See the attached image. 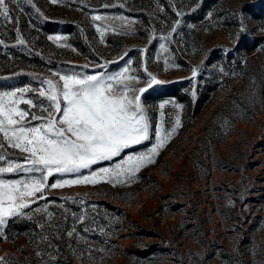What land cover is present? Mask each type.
<instances>
[{
  "label": "rangeland",
  "instance_id": "rangeland-1",
  "mask_svg": "<svg viewBox=\"0 0 264 264\" xmlns=\"http://www.w3.org/2000/svg\"><path fill=\"white\" fill-rule=\"evenodd\" d=\"M242 1L10 3L13 19L0 18V92L46 90L42 81H59L54 73L125 68L137 88L148 87V73L162 81L141 94L150 140L92 170L147 152L156 127L163 136L177 114L181 127L130 182L47 188L45 198L4 225L0 264H264V0H246L260 6L257 21L243 12L235 22ZM25 98L43 99L37 92ZM6 152L24 162L18 150Z\"/></svg>",
  "mask_w": 264,
  "mask_h": 264
},
{
  "label": "snow or ice",
  "instance_id": "snow-or-ice-1",
  "mask_svg": "<svg viewBox=\"0 0 264 264\" xmlns=\"http://www.w3.org/2000/svg\"><path fill=\"white\" fill-rule=\"evenodd\" d=\"M27 2L31 3V0ZM10 3L15 4L17 0H0V18L13 19ZM92 19L102 18L93 16ZM119 19L125 20L124 17ZM128 24L130 26L131 21ZM172 31L176 30L173 28ZM241 31H246L243 25ZM49 39L59 41L62 37ZM20 43L24 41L20 40ZM161 48L164 49L165 45L162 44ZM128 72L129 68L111 75L54 73L59 76V81H42L48 86L46 90L22 87L0 92V238H3V227L7 221L25 215L24 210L30 208L31 203L45 198L44 192L49 187L55 189L101 182L116 186L130 182L141 168L156 162L155 158L166 140L181 127L179 114L174 126L165 130L163 136L161 128L156 127V143L147 152L127 155L111 168L92 170L93 165L111 161L126 149L150 140L152 121L141 94L162 81L148 73V87L137 88L134 82L138 78L127 76ZM192 74L195 77L197 71L193 69ZM29 92H37L38 98L43 99L34 103L33 99L25 98V93ZM21 104L28 105L29 109L37 108L41 114L22 109L19 107ZM164 107V104L160 105L161 109ZM173 107L182 106L173 103ZM29 116L30 120L27 119ZM31 121L39 123L33 125ZM7 148L18 150L24 162L9 158ZM83 170L89 171L84 174ZM20 173L25 175L19 179L4 178V174ZM55 174L61 178L49 184V178ZM66 174L74 178H63ZM43 211L47 212V209ZM47 215L51 218L53 214L47 212ZM78 219L83 221L84 217Z\"/></svg>",
  "mask_w": 264,
  "mask_h": 264
},
{
  "label": "trees",
  "instance_id": "trees-1",
  "mask_svg": "<svg viewBox=\"0 0 264 264\" xmlns=\"http://www.w3.org/2000/svg\"><path fill=\"white\" fill-rule=\"evenodd\" d=\"M247 1L246 0L242 1L240 3V5L238 6L237 11H236L238 14L236 16L235 22H237V20L239 21L241 19L240 13H243V12L246 13L247 15H249L250 17H252L253 20L257 21L259 15H260V6L255 5V3H253V4L247 3ZM201 10L202 9H200V11ZM191 15H193V13ZM236 24H238V23H236ZM240 34H241L240 37H246V34H244L241 30H240ZM255 37H258V36H255ZM259 40H260L259 38H255L251 43L246 42L244 45V48L246 50L253 49L259 43L258 42Z\"/></svg>",
  "mask_w": 264,
  "mask_h": 264
}]
</instances>
